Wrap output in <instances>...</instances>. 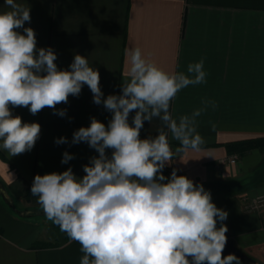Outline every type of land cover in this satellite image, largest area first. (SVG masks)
Instances as JSON below:
<instances>
[{
  "label": "crops",
  "instance_id": "crops-1",
  "mask_svg": "<svg viewBox=\"0 0 264 264\" xmlns=\"http://www.w3.org/2000/svg\"><path fill=\"white\" fill-rule=\"evenodd\" d=\"M31 8L37 48L51 47L55 63L67 69L75 54L86 56L99 70L105 98L120 94L128 78L126 50L139 47L146 59L168 72L186 73L187 65L204 59L207 82L181 90L172 101L174 118L201 107L205 98L218 107L197 118L204 138L202 151L176 153L163 174L177 169L211 192L212 201L228 212L223 223L227 239L238 250L264 264V210L248 213L245 198L264 196V154L253 149L240 154L228 145L264 139V0H17ZM7 10L0 0V11ZM23 31L22 29L20 30ZM64 117L44 108L32 115L27 107L12 108L23 122L41 125L31 151L10 156L0 149V182L12 198L0 196V264H80L83 253L76 241L36 248L39 242L60 241L59 234L37 220L44 216L31 186L35 175L63 172L69 167L83 177V165L98 156L85 142L72 144L74 131L88 127L95 117L105 125L112 113L93 103L84 85L79 96H69ZM134 112L129 116L132 121ZM210 122L215 123V130ZM159 119L145 121L140 137L157 135ZM165 131H167L165 129ZM66 137L68 143L56 144ZM169 140L173 151L179 142ZM67 151L74 159L62 164ZM111 155V150H106ZM237 156V163L229 160ZM32 214L28 215L27 212ZM25 215L22 216L21 213ZM220 223L217 224V227Z\"/></svg>",
  "mask_w": 264,
  "mask_h": 264
},
{
  "label": "clouds",
  "instance_id": "clouds-1",
  "mask_svg": "<svg viewBox=\"0 0 264 264\" xmlns=\"http://www.w3.org/2000/svg\"><path fill=\"white\" fill-rule=\"evenodd\" d=\"M4 5L0 149L17 156L31 151L40 137L41 125L23 122L13 115L15 107H27L32 115L47 107L64 117L67 110L56 106L67 104L70 95L79 96L87 85L93 103L112 113L107 125L92 117L88 127L73 133L72 144L85 142L98 153L83 165V177L69 167L37 174L31 186L46 219L80 244V264H241L235 254L222 255L228 212L213 203L211 192L175 168L170 177L163 174L176 153L202 151L205 141L197 131V118L218 107L205 98L191 114L174 118L170 111L181 90L207 82L204 59L189 63L186 73L168 72L146 59L141 48L128 49V78L120 94L105 98L99 70L86 56L75 54L69 67L60 69L55 51L37 48L34 29L24 26L31 21L30 6L17 0H4ZM154 118L163 127L142 139L144 122ZM210 125L215 130V123ZM169 133L179 142L175 152ZM55 143L68 140L60 137ZM74 158L65 151L61 163Z\"/></svg>",
  "mask_w": 264,
  "mask_h": 264
},
{
  "label": "water",
  "instance_id": "water-1",
  "mask_svg": "<svg viewBox=\"0 0 264 264\" xmlns=\"http://www.w3.org/2000/svg\"><path fill=\"white\" fill-rule=\"evenodd\" d=\"M0 196H2L4 198V200L6 202H8L9 204H11V205L13 204L11 196L6 191L4 185L1 182H0ZM40 213L44 214V212H40ZM27 214L31 215L32 212L29 211V212H27ZM21 215L24 216L25 214L22 212ZM229 254H235L237 257H239L241 264H261L260 262H258L254 258H252V257L244 254L240 250H238L236 248V246L234 245L233 241L230 239H227V243H226V246L223 250L222 255L227 256Z\"/></svg>",
  "mask_w": 264,
  "mask_h": 264
},
{
  "label": "trees",
  "instance_id": "trees-1",
  "mask_svg": "<svg viewBox=\"0 0 264 264\" xmlns=\"http://www.w3.org/2000/svg\"><path fill=\"white\" fill-rule=\"evenodd\" d=\"M228 150L230 152L240 153L244 154L248 151H251L253 149H259L264 150V139L261 140H255V141H248V142H241V143H234L227 146ZM70 241V239L66 238V242ZM60 245V244H59ZM36 248H47V247H54L58 246V244L53 243H47V242H39L34 245Z\"/></svg>",
  "mask_w": 264,
  "mask_h": 264
},
{
  "label": "built area",
  "instance_id": "built-area-1",
  "mask_svg": "<svg viewBox=\"0 0 264 264\" xmlns=\"http://www.w3.org/2000/svg\"><path fill=\"white\" fill-rule=\"evenodd\" d=\"M237 156L229 160V164L234 165L237 163ZM172 171H169V176ZM243 209L248 213H258L264 210V196H258L256 198H245L243 200Z\"/></svg>",
  "mask_w": 264,
  "mask_h": 264
},
{
  "label": "rangeland",
  "instance_id": "rangeland-1",
  "mask_svg": "<svg viewBox=\"0 0 264 264\" xmlns=\"http://www.w3.org/2000/svg\"><path fill=\"white\" fill-rule=\"evenodd\" d=\"M262 152H263V154H264V150H262ZM36 218H37V220L43 222V223L47 226V228L54 230V231H55L57 234H59V236H60V237H59V238H60V239H59L60 241H57V240H56V241H54V242H47V243H53V244H58V245H59V244H61L62 242H66L67 234L61 232L58 226L52 224L51 221H48V220L46 219V216H45V215H44V216H38V217H36Z\"/></svg>",
  "mask_w": 264,
  "mask_h": 264
}]
</instances>
